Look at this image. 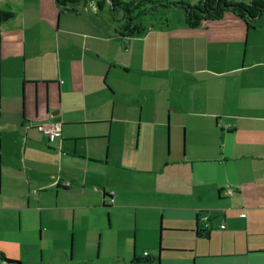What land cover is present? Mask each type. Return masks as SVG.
<instances>
[{"label": "crops", "instance_id": "obj_1", "mask_svg": "<svg viewBox=\"0 0 264 264\" xmlns=\"http://www.w3.org/2000/svg\"><path fill=\"white\" fill-rule=\"evenodd\" d=\"M76 10L0 0V252L264 264V14L173 8L129 38L109 3Z\"/></svg>", "mask_w": 264, "mask_h": 264}, {"label": "trees", "instance_id": "obj_2", "mask_svg": "<svg viewBox=\"0 0 264 264\" xmlns=\"http://www.w3.org/2000/svg\"><path fill=\"white\" fill-rule=\"evenodd\" d=\"M66 12H77L80 5L95 3L102 8L105 3L111 6V13L115 18L118 12L123 18L115 22L120 24L118 31L122 37H135L145 32L142 18L146 15H156L160 11L178 9L183 12L185 25L196 29L204 23L220 21L228 13L235 15L245 22L248 28H255L256 21L264 14V0H254L250 3H240L236 0H199L193 4L189 0H55ZM12 17L11 14L2 13L0 21ZM144 259L135 258L132 264ZM153 264V259L144 260ZM0 264H22L20 261L9 259L0 252Z\"/></svg>", "mask_w": 264, "mask_h": 264}, {"label": "rangeland", "instance_id": "obj_3", "mask_svg": "<svg viewBox=\"0 0 264 264\" xmlns=\"http://www.w3.org/2000/svg\"><path fill=\"white\" fill-rule=\"evenodd\" d=\"M193 3V2H192ZM195 4V3H193ZM165 10L164 11H161V13L159 15H156V16H152V15H146L142 18V22L144 21L145 23H149L150 20H154L156 18H164L165 15ZM121 12H120V17H121ZM121 20V18H119ZM29 216V215H27ZM70 256H71V253H69ZM39 262L37 264H59V258L60 256L57 255V254H51L48 253V252H45V254L43 255L42 254V250H39ZM43 258L46 262H43ZM10 259V258H9ZM48 259H51L50 262H48ZM16 261H19V260H16ZM25 262H22L20 261L22 264H28L26 262V260L24 259ZM38 261V259H37ZM33 262V261H32ZM65 264H77L76 261L73 263V262H70V258L69 257H66V260H65ZM84 264H116L115 263V260L113 258H110V259H104V258H100L99 255H96L93 257V262H85Z\"/></svg>", "mask_w": 264, "mask_h": 264}, {"label": "built area", "instance_id": "obj_4", "mask_svg": "<svg viewBox=\"0 0 264 264\" xmlns=\"http://www.w3.org/2000/svg\"><path fill=\"white\" fill-rule=\"evenodd\" d=\"M41 130L45 137H47L51 142H54L58 137L61 136L62 123L57 122V123H51V124L45 125L41 127ZM65 185L69 186L70 184L67 183ZM241 216L246 217V214H242ZM207 219H208L207 217L203 218L204 221H207ZM222 228L224 229L225 227L223 226Z\"/></svg>", "mask_w": 264, "mask_h": 264}]
</instances>
